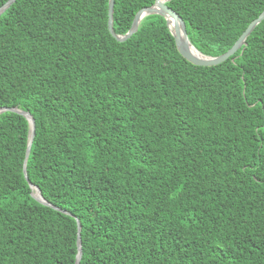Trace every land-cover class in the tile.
<instances>
[{"label":"trees","instance_id":"obj_1","mask_svg":"<svg viewBox=\"0 0 264 264\" xmlns=\"http://www.w3.org/2000/svg\"><path fill=\"white\" fill-rule=\"evenodd\" d=\"M8 0H0V8ZM155 0H115L126 34ZM203 54L264 0H171ZM109 0H16L0 14V264H264V20L213 66L165 17L119 41Z\"/></svg>","mask_w":264,"mask_h":264},{"label":"water","instance_id":"obj_2","mask_svg":"<svg viewBox=\"0 0 264 264\" xmlns=\"http://www.w3.org/2000/svg\"><path fill=\"white\" fill-rule=\"evenodd\" d=\"M15 1L16 0H8L0 8V14L3 11H5L8 7H10ZM169 1H171V0H155L153 5L141 9L136 14L130 30L124 35H118L114 32V27H113L115 0H109L108 28H109L111 34L117 40L125 41L128 38H130L138 30L139 24L143 18H145L148 15L158 14V15L165 17L167 25H168L172 35L174 36V40H175V44H176L177 49H178L179 53L187 61L191 62L192 64L199 65V66H213V65H218L220 63H223L224 61L229 59L231 56H233L239 49L244 47L246 44L247 37L253 32L255 27L259 23H261V21L264 20V12H263V13H261V15L258 18H256L255 20H253L250 23V25L242 33V35L239 37V39L235 42V44L227 52H225L224 54L219 55V56H208V55L201 53L192 44V42L190 41L189 36H188L186 23H185L184 19L180 16V14L177 11H175L171 6H169L167 4ZM169 19H171L175 24L174 31H172L170 26H169ZM192 46H194V48L199 52V55L195 54L192 51V48H191ZM8 110L24 115L28 119L29 124H30V135H29L30 139H29V144H28L27 150H26V158H25V164H24V173H25L27 181L30 182L28 174H27V170H26V164H27L28 157L31 153L32 142H33L34 135H35V119L33 118V116L29 112L20 110L18 108L3 107V108H0V113L3 111H8ZM30 186L32 189L36 188L38 190L39 196H35L33 193V196L38 201H40L41 203H43L45 205L52 206L53 208H55L59 211H62L64 213L71 214L70 212L62 210L59 207L54 206V205L50 204L49 202H47L44 199L42 192L40 191V189L36 185H34L30 182ZM77 223H78V241H77L78 244L77 245H78V251L79 252H78L77 260H76L75 264H80V260L82 257V240H81V223L78 219H77Z\"/></svg>","mask_w":264,"mask_h":264},{"label":"bare ground","instance_id":"obj_3","mask_svg":"<svg viewBox=\"0 0 264 264\" xmlns=\"http://www.w3.org/2000/svg\"><path fill=\"white\" fill-rule=\"evenodd\" d=\"M169 26H170L171 30L174 31V29H175V24H174V22H173L171 19H169ZM191 48H192V51H193L195 54L199 55V52L194 48V46H192ZM33 189H34V190H33L34 195H35V196H39V192H38V190H37L36 188H33Z\"/></svg>","mask_w":264,"mask_h":264}]
</instances>
